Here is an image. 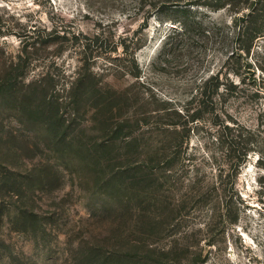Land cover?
<instances>
[{
	"label": "rangeland",
	"instance_id": "1",
	"mask_svg": "<svg viewBox=\"0 0 264 264\" xmlns=\"http://www.w3.org/2000/svg\"><path fill=\"white\" fill-rule=\"evenodd\" d=\"M249 15L264 0H0V264H264Z\"/></svg>",
	"mask_w": 264,
	"mask_h": 264
},
{
	"label": "trees",
	"instance_id": "2",
	"mask_svg": "<svg viewBox=\"0 0 264 264\" xmlns=\"http://www.w3.org/2000/svg\"><path fill=\"white\" fill-rule=\"evenodd\" d=\"M247 19H249V23L247 24V26L245 27V30H244L245 32H247V34H249L250 36H256V35H259L260 33L264 32L263 23L258 24V21H257L255 15H249V17ZM240 137L241 138H238V135H233L231 137V139L227 140V149L225 152V156H226L225 162L222 163L221 167H219L220 173L223 172L225 166L228 167L227 169L229 171H234L235 170L234 167L236 166V164H238L239 161H241V159L246 157L249 149H247V147L241 145V144H243L241 142L243 138L241 135H240ZM260 158H261V156L259 157V159ZM222 181H224V180H222ZM229 183H231V185L235 184L233 181H227L226 184H224V185H222V183H221V186L216 184V183H212L213 184L212 186L208 185L210 190L211 189H212V191L222 190V192L224 194L223 199L221 201L222 207H221L220 211L217 213L218 216L221 217L224 222L227 221L228 218H230V216H231V207L229 206L230 198L227 197V192L230 190L229 189V185H230ZM192 184H191V189L194 191V193H197L199 188H202L200 181L198 179L194 180ZM203 189H205V187ZM205 192H209V191H205ZM204 226H205V229H207V231L212 229V223L207 222V223H205ZM93 228H95V227H89L88 230L90 231ZM114 235L115 234L113 232H111V234L109 235L108 238H112V237H114Z\"/></svg>",
	"mask_w": 264,
	"mask_h": 264
}]
</instances>
